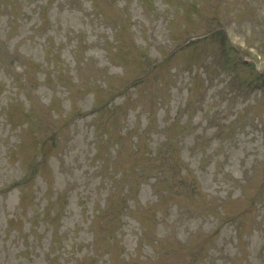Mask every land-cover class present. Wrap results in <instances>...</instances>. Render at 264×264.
<instances>
[{
    "label": "rangeland",
    "instance_id": "rangeland-1",
    "mask_svg": "<svg viewBox=\"0 0 264 264\" xmlns=\"http://www.w3.org/2000/svg\"><path fill=\"white\" fill-rule=\"evenodd\" d=\"M0 264H264V0H0Z\"/></svg>",
    "mask_w": 264,
    "mask_h": 264
}]
</instances>
